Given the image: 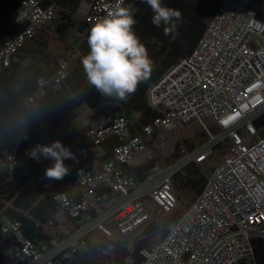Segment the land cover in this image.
Segmentation results:
<instances>
[{
  "label": "built area",
  "instance_id": "2783aa9c",
  "mask_svg": "<svg viewBox=\"0 0 264 264\" xmlns=\"http://www.w3.org/2000/svg\"><path fill=\"white\" fill-rule=\"evenodd\" d=\"M116 3L82 0L72 16L82 15L88 36L95 20ZM255 5L264 13V0H224L194 51L150 85L149 106L161 116L157 126L136 131L132 118L102 112L103 120L86 134L90 145L70 146L76 159L64 161L69 174L61 180L45 176L53 164L49 159L38 161L45 169L32 178L28 161L15 155L0 158V176L34 182L41 200L51 197L56 204L38 239L26 236L21 221L3 216L11 204L0 210V264H71L79 252L117 246L130 254L128 264H135L141 244L142 264L256 262V244L264 246V122L259 124L264 116V20ZM60 13L67 12L49 0H23L11 22L26 27L0 42V73L22 59L20 52L43 28L59 23ZM83 54L79 49L62 57L56 74L39 79L24 105L33 107L49 89L63 85ZM229 116L235 118L222 124ZM194 129L207 135L208 145L194 150L180 145V158L171 164L152 147L160 146L163 137L167 141L171 130ZM112 138L118 143L105 162L102 147ZM216 148L223 151L219 161L213 158ZM138 155H143L139 162ZM149 165L139 179L135 170ZM192 165L203 175L210 169L207 182L161 238L164 219L180 208L176 179ZM136 235L141 238L133 239Z\"/></svg>",
  "mask_w": 264,
  "mask_h": 264
},
{
  "label": "trees",
  "instance_id": "16d2710c",
  "mask_svg": "<svg viewBox=\"0 0 264 264\" xmlns=\"http://www.w3.org/2000/svg\"><path fill=\"white\" fill-rule=\"evenodd\" d=\"M224 0H163L167 7L177 9L182 16L176 22L174 29L168 35L164 34V26L157 28L152 24V10L142 0H129L125 6L131 5L135 10L137 20L134 30L140 37L141 42L148 48L149 56L153 61V70L148 80L138 85L136 92L128 97L126 101L103 97L93 86L89 85L83 72L80 60L68 76L66 82L58 87L48 90L45 97L38 100L33 107H26L23 99L36 90L37 82L42 78H50L54 70L58 68L59 62H54L49 55L43 54L47 48L44 42L40 48L33 44H27L20 52L22 58L31 55L28 64H13L11 68L0 73V158L6 155H15L28 161L32 178H36L45 166L37 160L30 158L29 152L35 144L50 145L49 134L68 118L71 112L83 105L97 110L111 106L118 107L122 113L129 117H138L134 124L135 130L144 126H157L161 116L152 110L148 103V89L154 82L159 81L163 75L181 59L190 55L202 38L206 23L217 12ZM23 0H3L0 2V39L6 37L11 39L24 31L26 25H14L11 15L21 5ZM70 15H76L82 0H49ZM259 12V18L264 20V13L259 6L255 5ZM6 38V39H7ZM84 54L88 47L83 48ZM41 63L47 64L46 68L51 71L46 73V68L40 67ZM52 65V68H51ZM49 66V67H48ZM89 90L83 100L84 103H76L72 97L81 92ZM262 121H259V124ZM163 144L166 142L162 138ZM70 148L71 140L61 142ZM161 145V144H160ZM190 150H194L193 144H188ZM159 148V143L152 145ZM180 145L176 144L174 159L180 158ZM139 155L136 159L138 162ZM151 167L135 170V175L141 179L142 174ZM188 175L180 176L185 180V188H192L199 196L207 180L201 177L196 180L199 173L198 167L190 166ZM198 172V173H197ZM42 190L34 182L28 183L25 178L9 179L0 176V200L10 201L3 216L11 220H19L23 223V230L30 239L41 238L43 225L47 222L51 213L56 210V204L51 197L41 200ZM7 205L0 204V210ZM30 211L27 216L19 211ZM149 232V231H148ZM143 244L137 247L133 257L135 264H142L143 259L139 255ZM256 264H264V246L256 244ZM71 264H100L94 249L79 252L75 255ZM245 264V263H244Z\"/></svg>",
  "mask_w": 264,
  "mask_h": 264
},
{
  "label": "clouds",
  "instance_id": "9594fccd",
  "mask_svg": "<svg viewBox=\"0 0 264 264\" xmlns=\"http://www.w3.org/2000/svg\"><path fill=\"white\" fill-rule=\"evenodd\" d=\"M142 2L152 10V24L157 28L163 25L165 35L181 19V12L165 6L163 0ZM136 23L132 6H124V0H117L116 5L96 19L89 30L88 52L80 57V64L88 84L103 97L126 101L152 73L153 61L148 48L134 30ZM256 26L259 28L260 24ZM229 117L221 123L228 125L232 121ZM29 155L37 161L41 158L53 161L52 166L45 170V176L53 180H61L69 174V167L64 163L66 159H76L60 141L50 145L37 144Z\"/></svg>",
  "mask_w": 264,
  "mask_h": 264
},
{
  "label": "rangeland",
  "instance_id": "374dc122",
  "mask_svg": "<svg viewBox=\"0 0 264 264\" xmlns=\"http://www.w3.org/2000/svg\"><path fill=\"white\" fill-rule=\"evenodd\" d=\"M2 1L3 0H0V2ZM82 18L83 17L81 14L77 15L76 19L79 22H78V28L76 30H82V27H83V25L81 24L83 20ZM87 95L83 94L79 97L77 96L73 99V101H75L76 103H82V101L85 99ZM107 109L113 112L119 111L121 114H123L122 111L116 106L107 107L106 109L101 108L100 110L93 111L88 105L85 104L81 106L79 109L75 110L73 113H70L68 115V118L65 121H63L56 129H54L49 134V138L53 142L71 140L72 147H74L75 145H79V144L87 145L89 143L87 142L86 134L90 126L95 122H100L101 120H103L102 112L108 111ZM137 119H138L137 116L132 118L133 124L136 123ZM261 121L264 122V116L262 117ZM166 138H167V141L164 144L163 142L160 143L161 145H160V150H159L160 151L159 154L161 155L163 161L166 164H171L172 162L179 159V158L174 159L173 157V155L176 154L175 152L178 150V148L176 149L177 143L179 145L185 144L188 149H190L188 144L189 145L193 144L194 149H195V148H200L205 145H208L209 143V139L207 135L195 129L189 132H180L176 130H171L170 133L166 134ZM222 152H223L222 148L214 149L213 158L219 161V159L223 158ZM142 157L143 155H141L138 158V162L142 159ZM149 166L152 167L153 165H149ZM206 168H207V165H206ZM187 169H185L179 175L180 176L188 175L189 171ZM203 169L205 170V168H202V171ZM198 170H199V173L197 172L198 175L196 177V180H199L201 177L206 178L210 174V169L207 172H205L204 174L205 176L200 173L201 169L198 168ZM180 176H178L176 179L178 196L180 199V208L174 215H172L169 218L164 219L165 225H162L161 233L159 235V237L161 238L165 235V231L168 230L170 223L175 222L178 219V217L182 215L185 212V210L189 208L190 205L197 199V194L195 190H193L192 188L190 189L185 188L183 185V182H185V180L184 179L182 180ZM0 204L7 205L11 203L10 201H7L5 199L3 201L0 200ZM21 211L23 212V214L30 216L29 211L27 210H21ZM153 236L154 235H150V237H153ZM140 238H141L140 235H136L133 237V239L135 240L140 239ZM94 250L96 251L97 257L100 260V264H128L127 259L130 254L123 247L117 246L113 250L111 249V251L108 250L104 252H101L99 247L98 248L96 247ZM246 264H256V262L246 263Z\"/></svg>",
  "mask_w": 264,
  "mask_h": 264
},
{
  "label": "crops",
  "instance_id": "0c3cea01",
  "mask_svg": "<svg viewBox=\"0 0 264 264\" xmlns=\"http://www.w3.org/2000/svg\"><path fill=\"white\" fill-rule=\"evenodd\" d=\"M60 23H57L55 25H50L46 28H43L40 34L38 35L37 39H35L33 42H30L31 44L35 46V48H38V49L40 48V46L44 44V42H47V48L44 49L43 54L49 55L50 58L56 63L57 61L59 62V60L62 57L69 58L70 55L71 56L73 55L74 51L83 49L87 46V35H86V32L83 31L84 26L82 27V30H76L78 28V23H77L75 27L73 26V29L71 28L70 30H66V29L64 30L62 27L63 23L62 24ZM3 40L4 39H0V42H2ZM30 61H31V55H27V58H22L16 63L14 62L13 64L23 65V64H28ZM46 65L47 64L45 63H41L39 66L46 68L47 67ZM51 68H52V65H51ZM49 71H51V69L46 68L45 72L49 73ZM56 71L57 69L54 70V73L52 76L56 74ZM45 79H49V78H45ZM88 92L89 90H86L85 94L87 95ZM82 103L85 104V102L83 101ZM100 109L101 108L97 110H100ZM49 140L51 141V143H53V141L50 138ZM60 142H64V141H60ZM87 142L89 143L88 140ZM117 143H118L117 139L112 138L103 145L102 148L106 152V156L104 157L103 161L106 162L111 159L113 148L115 147V145H117ZM71 144H72V141L70 143V146ZM79 145H83V144H79ZM89 145L90 144L83 145V146H89Z\"/></svg>",
  "mask_w": 264,
  "mask_h": 264
},
{
  "label": "water",
  "instance_id": "95a60500",
  "mask_svg": "<svg viewBox=\"0 0 264 264\" xmlns=\"http://www.w3.org/2000/svg\"><path fill=\"white\" fill-rule=\"evenodd\" d=\"M60 21L62 23L66 22V30H70L72 27V24L74 22H76L77 20L70 14H66V13H60ZM86 27H83V31H85ZM30 213V211H29Z\"/></svg>",
  "mask_w": 264,
  "mask_h": 264
},
{
  "label": "flooded vegetation",
  "instance_id": "af4514ba",
  "mask_svg": "<svg viewBox=\"0 0 264 264\" xmlns=\"http://www.w3.org/2000/svg\"><path fill=\"white\" fill-rule=\"evenodd\" d=\"M76 20H77V19H76ZM60 22H61V21H60ZM60 22H59V23H60ZM78 22H79L78 20H77L76 22H74V23L72 24V27H71V28L73 29V26L75 27V26L77 25ZM60 24H62V23H60ZM65 25H66V22H64L63 25H62V27H63L64 30L66 29V26H65Z\"/></svg>",
  "mask_w": 264,
  "mask_h": 264
},
{
  "label": "snow or ice",
  "instance_id": "6c2138e0",
  "mask_svg": "<svg viewBox=\"0 0 264 264\" xmlns=\"http://www.w3.org/2000/svg\"><path fill=\"white\" fill-rule=\"evenodd\" d=\"M236 115H238V113ZM234 118H235L234 116L229 117V119H234ZM225 123H227V121H225Z\"/></svg>",
  "mask_w": 264,
  "mask_h": 264
},
{
  "label": "bare ground",
  "instance_id": "6f19581e",
  "mask_svg": "<svg viewBox=\"0 0 264 264\" xmlns=\"http://www.w3.org/2000/svg\"><path fill=\"white\" fill-rule=\"evenodd\" d=\"M138 156H139V155H138ZM138 156H136V159H137Z\"/></svg>",
  "mask_w": 264,
  "mask_h": 264
}]
</instances>
